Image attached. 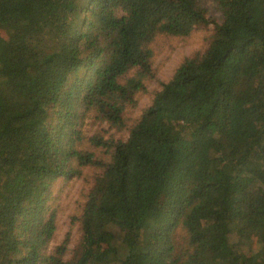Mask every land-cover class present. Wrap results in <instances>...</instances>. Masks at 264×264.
Masks as SVG:
<instances>
[{
	"label": "trees",
	"instance_id": "16d2710c",
	"mask_svg": "<svg viewBox=\"0 0 264 264\" xmlns=\"http://www.w3.org/2000/svg\"><path fill=\"white\" fill-rule=\"evenodd\" d=\"M213 7L0 0V264H264V0ZM87 169L68 254L52 188Z\"/></svg>",
	"mask_w": 264,
	"mask_h": 264
},
{
	"label": "rangeland",
	"instance_id": "374dc122",
	"mask_svg": "<svg viewBox=\"0 0 264 264\" xmlns=\"http://www.w3.org/2000/svg\"><path fill=\"white\" fill-rule=\"evenodd\" d=\"M209 9V15L217 17L216 11L213 10V0H203ZM5 32L0 30V40L5 38ZM205 34L203 32H195L193 36L185 42L173 41L171 43H161L157 48V54L154 58L153 67L156 70V79L158 81H167L177 66L184 58L191 56L196 51L205 46L203 41ZM157 86L154 81L148 87L152 92ZM151 100L149 94L140 98L137 108L134 110L132 117L135 118L140 114ZM100 131H106L107 127L101 125ZM90 134L99 131L94 126L89 127ZM109 133L115 134L114 130H109ZM123 137L124 134L118 133L117 137ZM85 178H74L71 181L64 182L60 180L52 188L50 205L54 212L56 232L52 241V247L58 246L63 242L67 243L68 254L73 252V249L78 244L79 240V225L73 221L74 216L78 215L82 208L83 195L90 188L91 180L89 170H85ZM87 178V180H86ZM70 257V255H68Z\"/></svg>",
	"mask_w": 264,
	"mask_h": 264
}]
</instances>
